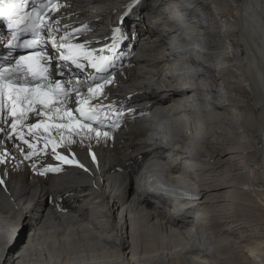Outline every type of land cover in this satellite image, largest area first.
<instances>
[{
	"label": "bare ground",
	"instance_id": "6f19581e",
	"mask_svg": "<svg viewBox=\"0 0 264 264\" xmlns=\"http://www.w3.org/2000/svg\"><path fill=\"white\" fill-rule=\"evenodd\" d=\"M178 1L181 19L166 0H58L48 12L56 41L67 32L92 49L117 33L115 50L132 48L109 95L90 100L103 110L92 120L73 111L95 131L33 128L60 122L52 105L34 116L25 100L17 119L0 103L11 147L0 264H264V238L243 253L232 240L264 225V0ZM51 65L72 100L90 96V73Z\"/></svg>",
	"mask_w": 264,
	"mask_h": 264
},
{
	"label": "snow or ice",
	"instance_id": "6c2138e0",
	"mask_svg": "<svg viewBox=\"0 0 264 264\" xmlns=\"http://www.w3.org/2000/svg\"><path fill=\"white\" fill-rule=\"evenodd\" d=\"M46 4H51V7L55 11H59L58 8V0H45ZM28 4V0H11V2L6 3V0H0V18H4L8 21L9 29L12 28L13 20L15 17H20V20L15 21L17 23L23 22L27 19L29 22L25 27V31H30L33 39L26 40L24 42V46L28 49H34L27 57H19L15 60H8L7 63L9 65H14V67H4L0 65V80L7 81V85L14 89L19 93L24 94V100L28 102V110L33 112L34 116L42 115V112L37 111L33 106L34 105H43L44 107H48L52 105L55 108L56 116L59 118V123L55 125L48 124H33V128H41L48 129L49 127H55L56 129H68L73 130L76 128L79 129H88L89 133L95 131L91 124L84 123L81 124L79 120L73 122V111L80 114L85 120H92L98 114V109L100 108L99 103L97 105L90 104V100L93 98H98V96L102 95L105 98L109 95V93L104 92V88L106 85L112 83L111 77L113 76V72L109 71V65L111 61L107 57H93L91 52H82V45L77 44L73 45L69 43V33H65L64 36L60 38L59 41L55 40L54 33L58 31V29L54 27H50L48 24L43 22V18L41 13L37 12L36 16L33 18L31 16L22 17L20 16V10ZM35 11V8H33ZM54 24H59L60 20L52 17ZM67 28L68 26L65 25ZM41 33H43L44 37H52L53 51L59 52V61L63 62H71L77 68L80 67L79 57L81 55L88 61V66L94 69L97 72H106L107 75L101 77L99 80L93 78V82L91 85H88L87 92L90 94L87 98H78L72 100L69 92L66 91L62 87V83L60 81H56L52 78V75L47 67H44L41 64V61L45 59V57L41 54ZM43 43L46 44V41ZM61 49H66L67 54L60 51ZM23 62V63H22ZM57 63V67H62L63 65L56 61H49ZM114 67V65H112ZM82 70V69H81ZM63 75V73H61ZM82 84H88L87 81H83ZM42 89H47L46 91ZM62 97L61 100L53 101V96ZM77 97H81V93L77 90ZM8 100L11 102L10 115L12 117H16L17 119L24 115L23 112H18L17 110V102L16 97L9 93ZM60 103L64 104H78V107L74 109L69 107L66 110H63L59 106ZM102 103V102H100ZM85 105H88L90 109L89 112L85 111ZM118 111V109H117ZM62 113V114H61ZM65 118H67L65 120ZM107 118V117H105ZM11 127L13 130L16 128V120L10 121ZM6 129L4 128V117L0 115V133H5ZM79 134V133H77ZM100 132L96 131V136H100ZM105 137L108 136V132L105 131L103 133ZM20 139L24 144H28L29 148H32L33 145L29 144L27 140H24V137L21 136ZM5 141H0V153H3V156L0 157V165H4L6 160L11 157V147H5ZM25 151V159H28L32 153L27 152L25 149H19ZM55 151V148H53ZM57 158L65 163L71 164L73 161L68 159L67 156L57 154ZM95 157L93 156V159ZM83 167V165H81ZM48 171L51 172H59V168H50ZM4 181L0 180V185H3Z\"/></svg>",
	"mask_w": 264,
	"mask_h": 264
},
{
	"label": "rangeland",
	"instance_id": "374dc122",
	"mask_svg": "<svg viewBox=\"0 0 264 264\" xmlns=\"http://www.w3.org/2000/svg\"><path fill=\"white\" fill-rule=\"evenodd\" d=\"M168 55L170 54L166 53L167 57ZM260 198L263 199V196L262 197L260 196ZM259 227L260 228L259 229L257 228L256 231L253 230L252 228H246L243 230V232L242 230H239L240 232H237V233L234 232V234L232 235V240L238 242L239 241L238 239H241L239 245H236L238 243L235 242L236 244L234 243V246H233L234 249L237 251V253H240V251H242L241 253H243L249 244L255 241L260 242L262 238H264V225L260 224ZM24 233H26V231ZM241 233L244 235H241Z\"/></svg>",
	"mask_w": 264,
	"mask_h": 264
}]
</instances>
